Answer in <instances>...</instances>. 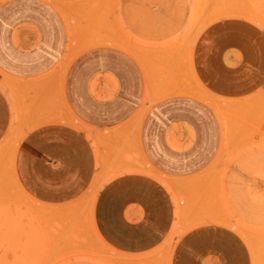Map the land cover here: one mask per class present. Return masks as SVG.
Segmentation results:
<instances>
[{
	"label": "crops",
	"instance_id": "1",
	"mask_svg": "<svg viewBox=\"0 0 264 264\" xmlns=\"http://www.w3.org/2000/svg\"><path fill=\"white\" fill-rule=\"evenodd\" d=\"M62 1L0 2V187L21 193L0 202L37 213L88 202L95 234L126 264H254L201 205L225 135L211 105L164 80L166 61L119 45L108 27L136 4L117 0L104 22L95 0L93 34L81 18L92 0ZM186 57L220 102L264 89V29L248 19L211 23ZM16 215L1 211L0 234Z\"/></svg>",
	"mask_w": 264,
	"mask_h": 264
},
{
	"label": "rangeland",
	"instance_id": "2",
	"mask_svg": "<svg viewBox=\"0 0 264 264\" xmlns=\"http://www.w3.org/2000/svg\"><path fill=\"white\" fill-rule=\"evenodd\" d=\"M116 1L100 0L104 22L112 14L108 7ZM130 1L137 9L121 11L108 27L111 34L126 38L119 45L140 62L145 54H152L153 61H166L164 80L182 83L185 96L207 102L216 112L225 135L219 156L203 176L210 186L201 188L205 190L201 195L207 197L201 205L215 216L217 225L233 228L244 238L254 264H264V89L231 104L220 102L196 82L186 64L199 35L217 20L245 18L264 29V0ZM90 3L91 10L81 13V18L94 34L96 2ZM130 38L151 39L130 42ZM2 157L0 154V162ZM6 194L21 196L15 186L0 187V195ZM3 205L8 211L15 206L17 215L7 226L4 219L8 232L0 234V264H126L121 254L95 234L88 202L40 206L38 213L32 207L27 212L24 202H0V215L7 211Z\"/></svg>",
	"mask_w": 264,
	"mask_h": 264
}]
</instances>
